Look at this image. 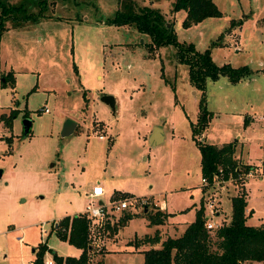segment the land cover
Returning a JSON list of instances; mask_svg holds the SVG:
<instances>
[{
    "label": "rangeland",
    "instance_id": "obj_1",
    "mask_svg": "<svg viewBox=\"0 0 264 264\" xmlns=\"http://www.w3.org/2000/svg\"><path fill=\"white\" fill-rule=\"evenodd\" d=\"M8 1L38 10L33 0ZM135 1L163 13L178 42L210 50L214 65L252 70L249 87L227 91L222 77L207 82V110L216 113L200 140L218 146L239 136L247 159L259 166L264 162V122L258 120L264 117V75L255 71L264 70V0H212L221 16L186 28L182 11L170 12L173 0ZM118 7L120 0H49L45 16L18 27L8 22L1 35L0 80L13 70L15 82L0 86V115L15 110L17 117L12 128L0 120V251L5 255L0 264H25L44 241L52 250L44 258H52V252L78 256L80 248L58 237L52 225L85 213L86 192L96 183L104 195L94 202L143 198L147 204L107 208L94 224L95 237L90 231L95 248L89 264H142V255L127 241L154 232L144 210H167L183 228L203 201L199 154L189 127L197 119L198 94L187 81V68L175 62L170 46L150 52L148 34L129 24L106 23ZM237 19L244 20L229 28ZM105 93L116 98L114 114L100 99ZM45 106L49 111L40 112ZM241 110L256 113L251 127ZM26 114L32 127L23 135ZM66 119L77 122L70 137L60 134ZM155 127L162 142L153 146ZM258 175L246 184L219 182L211 189L218 195L219 221L229 217L230 199L246 192L252 212L247 223H264V174ZM132 213L136 216L120 222ZM165 225L159 226L170 233Z\"/></svg>",
    "mask_w": 264,
    "mask_h": 264
},
{
    "label": "trees",
    "instance_id": "obj_2",
    "mask_svg": "<svg viewBox=\"0 0 264 264\" xmlns=\"http://www.w3.org/2000/svg\"><path fill=\"white\" fill-rule=\"evenodd\" d=\"M38 5V10H29L25 2L17 3L0 0V39L8 28V22L13 27H18L24 22L36 21L45 16V9L49 0H33ZM178 10L185 12L181 20L182 27L196 25L206 18L221 16L212 0H173L170 12ZM114 15L107 17L106 23L116 25H132L140 33L150 36L149 51L162 48H173L174 59L177 64L187 68V81L198 94L196 121L190 123V136L199 154L200 176L211 182L217 180H237L240 175L248 174L251 167L241 165L234 159L236 141L222 144L218 147L200 140V134L205 130L210 120V113L206 107L205 91L207 82H216L219 77L234 85L240 81L249 80L252 70L248 67L231 68L229 65H214L210 50L198 51L191 43L178 42L175 30L165 19L163 13L148 4L139 6L135 0H120ZM244 19L230 22L229 28L239 26ZM15 75L13 70L2 73L0 86L13 85ZM29 117L28 114L25 115ZM17 117V112L12 110L8 115H0V120L8 128H12V121ZM9 140V138H8ZM264 172V167H263ZM122 196H126L123 193ZM230 215L227 220H221V226L211 232L205 229L203 201L194 212V219L187 224L184 231L176 238L167 237L160 241L159 232L143 236L136 245H149L143 251V264H264V224L260 226H247L245 220V194L241 193L230 199ZM136 214H127L120 222L129 220ZM168 214L159 210L152 212L144 210V218L149 225H162ZM52 231L69 244L80 248L82 251L76 258L73 256H58L52 252V264H89L90 253L93 247L89 244L88 217L86 213H76L60 218L57 225L53 223ZM159 244V246H155ZM52 251L46 242L39 243L33 248L34 258L31 264H46L44 255ZM99 264H102L100 262Z\"/></svg>",
    "mask_w": 264,
    "mask_h": 264
},
{
    "label": "built area",
    "instance_id": "obj_3",
    "mask_svg": "<svg viewBox=\"0 0 264 264\" xmlns=\"http://www.w3.org/2000/svg\"><path fill=\"white\" fill-rule=\"evenodd\" d=\"M48 107H41L40 112H48ZM99 138H103L102 135H99ZM251 176V172L245 175H240V177L237 178V180H241L244 183L247 181V179ZM230 181H235L232 178H229L228 180H217L216 177L212 179L211 182H208L207 179L202 178L200 180L201 187L203 192V207L204 209L208 212V215L205 216V221H204V226L207 231H214L220 228L221 221L218 219V211L217 209L219 208L218 204V195L211 189H213L214 186H218L219 182H230ZM104 195V189L103 187L99 184H93L91 189L86 192V197L89 200L88 205L85 207V213L88 217V228H89V240H90V231L94 236V224L95 223H100L103 218L108 214L107 208L113 211H122L127 206H143L147 204V200L143 198H138V199H124L122 201H113L109 203V205H106L103 201L98 200V202H94L95 199L100 198L101 196ZM217 198V199H216ZM90 244V243H89ZM92 246V245H90ZM95 248L94 246H92ZM5 255L2 254L0 251V259H4ZM46 264H52L53 260H44Z\"/></svg>",
    "mask_w": 264,
    "mask_h": 264
},
{
    "label": "crops",
    "instance_id": "obj_4",
    "mask_svg": "<svg viewBox=\"0 0 264 264\" xmlns=\"http://www.w3.org/2000/svg\"><path fill=\"white\" fill-rule=\"evenodd\" d=\"M180 11H182V10H180ZM182 13H183V17H184V15H185V12H183L182 11ZM200 23V22H199ZM199 23H196V24H199ZM193 26H196V25H193ZM192 26V27H193ZM240 26V25H239ZM238 27V26H237ZM239 29H240V27H239ZM239 29H238V32H239ZM238 39H239V35H238ZM240 40V39H239ZM257 74L256 75H261V74H263L264 75V70H260V69H258V70H256L255 71ZM253 76V75H252ZM223 82H222V85H224V86H227V91H230V89H232V87H234L235 85H237V86H239V88H240V86L241 87H249L250 86V84H251V80L249 79V80H244V81H240V82H238V83H236V84H234V85H231L229 82H227L226 81V79L225 78H223V80H222ZM249 81V82H248ZM217 82V81H216ZM216 82H213V83H216ZM247 82V83H246ZM230 87V88H229ZM216 89H218V90H216L217 92H219V90H221V87H217ZM229 89V90H228ZM206 107L208 108V103L206 102ZM209 113H210V121H209V123L212 121V115H214V113H216V112H211V111H208ZM241 113V114H240ZM249 113V114H248ZM238 114H240V115H244V117H246V122H247V126L246 127H251V125H252V123H253V121L256 119V117H257V115H256V113H254V112H247V110H241L240 112H238ZM256 116V117H255ZM258 120H261L262 122H264V117H258ZM76 129H77V127H76ZM76 129L74 130V132L76 131ZM94 130L92 129V132H93ZM74 134V133H73ZM73 134H71V135H73ZM71 135H69V136H67V137H70ZM99 135H102L103 136V138H99V139H101V140H104V135L101 133V131H99ZM98 135V136H99ZM236 139H237V141H236V145H235V150H234V153H235V155H234V159L235 160H237L239 163L241 162V165H244V166H248V167H251L252 168V171H251V176H250V178H248V179H251V177H254V176H256V175H254V176H252L253 174H256V173H259V175H261V174H264V172H263V170L261 169L260 170V166H261V164H263L264 162H262L259 166H257V164L255 165V164H252V163H250L249 162V159H247V157H246V153H245V148H244V143L243 142H241V139L239 138V136H237L236 137ZM222 144H226V143H222ZM222 144H219L218 146H220V145H222ZM211 145V144H210ZM214 146H216V147H218L217 145H214ZM244 148V149H243ZM256 172V173H255ZM258 175V176H259ZM248 179H247V181H248ZM247 181L244 183V184H246L247 183ZM88 191V190H87ZM247 203H248V201H247V193L245 192V206H246V208H245V212H244V214L247 216V218H246V220H245V223H246V225L247 226H250L248 223H247V219L251 216V214H252V212L250 211V210H248V205H247ZM221 206V205H220ZM162 208V207H161ZM163 209V208H162ZM187 209H185V211H186ZM196 210V209H195ZM163 211H166V213L165 214H169L170 216L169 217H167L166 219H167V222H163V224H166L165 226H168L167 228H169L171 231H168V232H170V233H166V230H165V232H163L161 229H162V227H160V226H158V225H152L153 227H155V229H154V231L155 230H157L158 232H159V237H160V241H162V240H164L165 238H167V237H171V238H176V237H178L183 231H184V228L187 226V224H189V223H184L183 224V228H181L179 225H177L176 223H174V220H173V213H170V212H168L167 210H164L163 209ZM195 212V211H194ZM60 219V218H59ZM58 219V220H59ZM193 219H194V214H193ZM58 220H54L53 221V223H57L58 222ZM193 221V220H192ZM191 221V222H192ZM127 222H128V220H127ZM126 222V223H127ZM190 222V223H191ZM125 223V224H126ZM261 224H264V223H259V224H256L255 226H260ZM147 225H149L148 224V221H147ZM150 226V225H149ZM156 226H157V229H156ZM255 226H250V227H255ZM122 229V228H121ZM154 233V232H153ZM153 233H147V234H145V235H148V234H153ZM117 234H118V232L115 234V236L113 237V240L112 241H110V243H113V242H116V239H117ZM145 235H143V236H145ZM143 236H141V237H139V236H134V238L133 239H136V240H138V239H141ZM136 240H135V242H136ZM135 242L133 243V242H131V239L130 240H128L127 241V243L128 244H133L134 245V250H135V252H137V253H140L141 255H142V262H143V251L144 250H146V249H148V247H149V245L147 246V245H143V244H140V245H136L135 244ZM155 246H159V244H156ZM108 249V248H107ZM109 250V249H108ZM81 249H80V253H81ZM32 252H33V250H32ZM80 253L78 254V256L80 255ZM105 255V254H104ZM64 256H66V255H64ZM78 256H73V257H78ZM95 256V255H94ZM93 257V256H92ZM104 257V256H103ZM33 258H34V253H33ZM33 258L32 259H30L29 261H26L25 262V264H31V262H32V260H33ZM45 260H52V258H50V257H45ZM103 260V259H102ZM143 264V263H142ZM250 264H261V263H250Z\"/></svg>",
    "mask_w": 264,
    "mask_h": 264
},
{
    "label": "water",
    "instance_id": "obj_5",
    "mask_svg": "<svg viewBox=\"0 0 264 264\" xmlns=\"http://www.w3.org/2000/svg\"><path fill=\"white\" fill-rule=\"evenodd\" d=\"M100 99L104 103H107L108 105H110L112 113L114 114L115 110H116V103H115L116 98H115L114 94L105 93V94L100 96ZM22 124H23V135H28L30 132V129L32 127V123H31L30 118L24 117L22 120ZM76 127H77V122H75L71 119H66L64 121V125H63L61 133H60L61 136L67 137V136L73 134ZM160 134H161V131L155 127L151 136H150V142L153 146L159 145L162 142V137ZM1 174H2V171L0 170V178H1Z\"/></svg>",
    "mask_w": 264,
    "mask_h": 264
}]
</instances>
